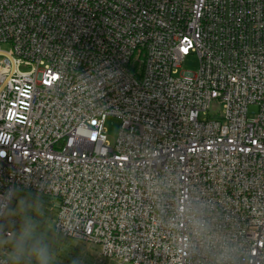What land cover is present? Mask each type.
<instances>
[{
    "label": "built area",
    "instance_id": "1",
    "mask_svg": "<svg viewBox=\"0 0 264 264\" xmlns=\"http://www.w3.org/2000/svg\"><path fill=\"white\" fill-rule=\"evenodd\" d=\"M0 56L5 239L32 195L117 264H264V0H0Z\"/></svg>",
    "mask_w": 264,
    "mask_h": 264
},
{
    "label": "rangeland",
    "instance_id": "2",
    "mask_svg": "<svg viewBox=\"0 0 264 264\" xmlns=\"http://www.w3.org/2000/svg\"><path fill=\"white\" fill-rule=\"evenodd\" d=\"M8 49L9 46L7 45L1 47L3 51H7ZM3 58L0 56V60H3ZM198 67V58L193 55L186 59L182 69H180V73H196ZM20 70L26 72L30 69L22 66ZM217 111L218 109H215L211 112L214 114ZM257 113V106L252 105L249 107V118H254ZM105 126L108 140L113 144L119 132L120 123L116 118H108ZM53 205L47 199L39 202V199L32 195H19L7 213V219L12 222H5V226L13 231V235L7 240L0 234V250L6 248L12 256L14 238L18 234L24 219L30 217L38 225V234L49 244L53 255L52 264H117L101 257L98 249L88 243L65 239L56 235L53 229L55 220Z\"/></svg>",
    "mask_w": 264,
    "mask_h": 264
},
{
    "label": "clouds",
    "instance_id": "3",
    "mask_svg": "<svg viewBox=\"0 0 264 264\" xmlns=\"http://www.w3.org/2000/svg\"><path fill=\"white\" fill-rule=\"evenodd\" d=\"M192 228L193 234L199 237L207 226L203 221L193 220ZM14 240V264H52L53 255L49 244L38 234V225L32 218L24 219Z\"/></svg>",
    "mask_w": 264,
    "mask_h": 264
}]
</instances>
